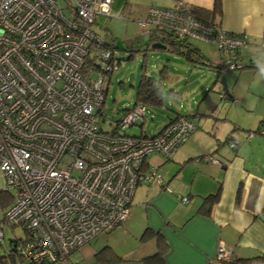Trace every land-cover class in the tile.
I'll list each match as a JSON object with an SVG mask.
<instances>
[{"label": "built area", "instance_id": "obj_1", "mask_svg": "<svg viewBox=\"0 0 264 264\" xmlns=\"http://www.w3.org/2000/svg\"><path fill=\"white\" fill-rule=\"evenodd\" d=\"M112 1L0 0V173L4 191H13L2 221L23 229L25 237L12 247L21 264L66 263L96 235L120 226L136 188L163 185L159 167H145L146 158L171 159L196 128L177 117L156 135L127 134L144 123L147 108L136 103L101 129L102 78L93 80V70L84 68L95 51L100 73L114 70L108 61L115 45L98 51L103 42L92 29L109 17ZM137 24L144 34L166 29L180 41L217 46L223 72L241 67L246 37L196 19L182 2L175 9L150 6ZM196 160L221 165L209 154ZM232 257L220 243L217 260Z\"/></svg>", "mask_w": 264, "mask_h": 264}, {"label": "crops", "instance_id": "obj_2", "mask_svg": "<svg viewBox=\"0 0 264 264\" xmlns=\"http://www.w3.org/2000/svg\"><path fill=\"white\" fill-rule=\"evenodd\" d=\"M219 1L221 13L215 18L219 27L230 35L246 37L247 44L238 52L240 64L246 65L223 72L217 66L220 53L196 47L202 57L188 64L207 70L209 78L198 85L199 102L172 117L188 116L196 129L167 160L171 163L164 166L163 185L136 188L129 217L120 226L103 233L108 234L104 239L96 235L72 252L66 263L58 264H149L158 252V242L155 237L142 240L146 230L165 240L164 264H221L216 258L220 243L236 258L264 254V57L247 59L264 52L259 46L264 43V0ZM178 2L211 12L215 0H113L110 8L117 16L136 22L150 6L175 9ZM118 52L124 55L121 49ZM208 154L221 165L196 160ZM154 155L158 154L146 158L145 167L162 165L150 162ZM209 195L217 199L202 212ZM178 197H186L187 202ZM104 247L112 250L115 259L111 262L97 259Z\"/></svg>", "mask_w": 264, "mask_h": 264}, {"label": "rangeland", "instance_id": "obj_3", "mask_svg": "<svg viewBox=\"0 0 264 264\" xmlns=\"http://www.w3.org/2000/svg\"><path fill=\"white\" fill-rule=\"evenodd\" d=\"M113 9V8H112ZM92 29L97 34L101 42L117 45L118 48L133 47V54L130 59H121L118 64L113 59L114 70L109 76L103 75L97 71L90 73V77L96 80L102 78V90L105 92V100L101 108L102 121L100 127L107 130L120 119L122 111L130 108L135 102V91L142 75V66L145 67L146 75L158 79L162 83V104L157 107H149L144 115V123L138 125V128H129L125 132L130 135H139L140 132L145 136L155 134L169 118L175 114H184L186 106L192 107L199 102L196 97L199 83L202 85L207 82V70H197L192 68L191 64L182 56L172 53L168 50H153L146 52V58L142 56L141 50L147 43V37L138 27L137 21H132L131 17L126 15L117 16L114 9L106 19L99 17L96 23L92 24ZM194 47H202L212 50L213 54L218 53L217 46L208 43L190 41ZM140 50V51H139ZM114 58L119 54L115 50ZM121 53V52H120ZM261 53V54H260ZM255 53L247 56V59L264 57V52ZM122 55V54H121ZM122 57V56H121ZM98 62V61H97ZM165 67V68H164ZM205 69V68H204ZM227 109V108H225ZM196 129V128H195ZM163 157L154 155L150 158L153 165L162 164L159 167V173L162 177L166 176L164 166L171 161L163 162ZM0 191L4 192V179L0 173ZM7 196L13 195V191H6ZM4 209L0 206V222L3 218ZM3 238L0 240V264H14L9 261L10 243L15 238H24L23 229L19 226L14 228L8 226L3 221L0 223ZM99 239H104L108 234H98ZM101 237V238H100ZM18 264V263H15Z\"/></svg>", "mask_w": 264, "mask_h": 264}, {"label": "trees", "instance_id": "obj_4", "mask_svg": "<svg viewBox=\"0 0 264 264\" xmlns=\"http://www.w3.org/2000/svg\"><path fill=\"white\" fill-rule=\"evenodd\" d=\"M188 11L196 19H198V20H200L206 24L219 26V23L215 19L216 17H219L220 13H221V7H220V1L219 0H215L213 10L211 12H204V11L193 10V9H189V8H188ZM146 35L148 36V41L145 44L144 48L141 50L142 56L144 58H146V55H147L145 53L146 51H153L154 50V49L150 48V44L152 42H155V41H160L161 43L167 45L168 50L170 52L184 57L189 63H191L193 65L197 62L196 57H198L199 59H201V57H202L199 54V51L197 50V48L190 44V41H188V40L180 41V40L176 39L170 31H168L166 29L155 28L152 31L146 33ZM115 48L117 50L120 49L117 47V45H115ZM96 49L98 51L101 49L102 50H108V49L112 50L113 47H112L111 43L103 42L98 47L96 46ZM121 50L124 53V55L122 57L117 55L114 58V55H111L108 62L113 63V59H114V60H116V62L118 64V62L122 58L126 59V60L131 58L132 52H133V50L131 48L126 47V48H121ZM94 52L95 51H93L92 53H90L86 57L85 68H84L85 74L89 73L91 70L97 71L99 73L101 72V70H99V68L96 67V61H97L98 56H96ZM242 65L245 66L246 64H241V66ZM216 68H217V66H216ZM142 70H143V72H142V75L140 77V80L138 82V85H137L136 91H135V102H134V104L141 103L146 108L160 106L162 104V83L158 79H155V78H152V77L146 75L144 65L142 66ZM128 109L129 108H126L123 111H126ZM178 117H184V118L189 119L188 116H178ZM176 119H177V116L175 118H169L168 121L166 122L165 126L167 124L174 122ZM141 124L142 123H138L137 125H141ZM140 134L145 136L144 133H142V132H140ZM153 135H156V134H153ZM153 135H151V136H153ZM210 155H212V154H210ZM199 158H201V157H199ZM5 193H7V192L0 191V206L4 210H6L8 208V206L13 201V196L12 195L7 196ZM216 199H217V195H209V196L205 197L204 202L202 204V208H204L202 212H207L208 207L211 206L212 203H214L216 201ZM1 222H2V220H1ZM141 237H142L141 238L142 240H145L148 237L149 238L155 237L156 241L158 242V252L155 254V256H153L152 258H150L148 260L149 264H164L163 259H162V252L164 251V248H166V243H165V240L162 238V235L159 233H156V232H152L151 230H146ZM22 239L23 238H15L13 241H11L10 246H9L10 247L9 255H7L6 258H8L9 261H11L14 264L15 263L21 264V260H20L19 256L15 255L13 253L12 247L16 243L21 242ZM102 258H106L104 260H106L107 262H111V260L115 259L114 255L112 254V250L109 247H104L98 252L97 259L102 261ZM254 262H259L260 264H264V254H261L257 257H254V258L232 257V259L230 261L221 262V264H253Z\"/></svg>", "mask_w": 264, "mask_h": 264}, {"label": "water", "instance_id": "obj_5", "mask_svg": "<svg viewBox=\"0 0 264 264\" xmlns=\"http://www.w3.org/2000/svg\"><path fill=\"white\" fill-rule=\"evenodd\" d=\"M150 48L154 50H164L166 49V46L161 44L160 42H153L150 44Z\"/></svg>", "mask_w": 264, "mask_h": 264}]
</instances>
